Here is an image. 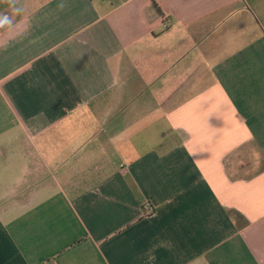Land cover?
I'll use <instances>...</instances> for the list:
<instances>
[{"label": "crops", "instance_id": "crops-1", "mask_svg": "<svg viewBox=\"0 0 264 264\" xmlns=\"http://www.w3.org/2000/svg\"><path fill=\"white\" fill-rule=\"evenodd\" d=\"M0 264H264V0H0Z\"/></svg>", "mask_w": 264, "mask_h": 264}, {"label": "built area", "instance_id": "built-area-1", "mask_svg": "<svg viewBox=\"0 0 264 264\" xmlns=\"http://www.w3.org/2000/svg\"><path fill=\"white\" fill-rule=\"evenodd\" d=\"M144 210L147 212H152V207L150 204H147L146 206H144Z\"/></svg>", "mask_w": 264, "mask_h": 264}]
</instances>
